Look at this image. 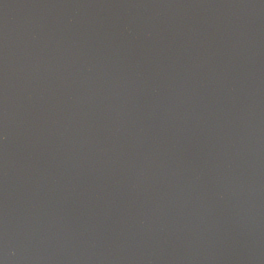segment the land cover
Segmentation results:
<instances>
[{"label":"water","instance_id":"water-1","mask_svg":"<svg viewBox=\"0 0 264 264\" xmlns=\"http://www.w3.org/2000/svg\"><path fill=\"white\" fill-rule=\"evenodd\" d=\"M0 264H264V26L0 0Z\"/></svg>","mask_w":264,"mask_h":264}]
</instances>
